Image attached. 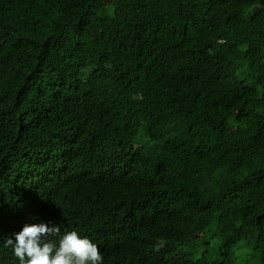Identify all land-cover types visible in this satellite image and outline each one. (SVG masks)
Returning <instances> with one entry per match:
<instances>
[{
  "label": "trees",
  "instance_id": "1",
  "mask_svg": "<svg viewBox=\"0 0 264 264\" xmlns=\"http://www.w3.org/2000/svg\"><path fill=\"white\" fill-rule=\"evenodd\" d=\"M42 222L264 264V0H0V264Z\"/></svg>",
  "mask_w": 264,
  "mask_h": 264
},
{
  "label": "clouds",
  "instance_id": "2",
  "mask_svg": "<svg viewBox=\"0 0 264 264\" xmlns=\"http://www.w3.org/2000/svg\"><path fill=\"white\" fill-rule=\"evenodd\" d=\"M5 246H11L20 264H102L98 246L76 231L61 233L60 226L48 223L26 224L7 238Z\"/></svg>",
  "mask_w": 264,
  "mask_h": 264
},
{
  "label": "rangeland",
  "instance_id": "3",
  "mask_svg": "<svg viewBox=\"0 0 264 264\" xmlns=\"http://www.w3.org/2000/svg\"><path fill=\"white\" fill-rule=\"evenodd\" d=\"M108 5H110V4H108ZM93 40H94V39H90L89 42H92Z\"/></svg>",
  "mask_w": 264,
  "mask_h": 264
}]
</instances>
